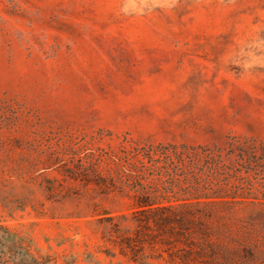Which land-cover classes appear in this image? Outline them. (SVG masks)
<instances>
[{
  "label": "rangeland",
  "instance_id": "1",
  "mask_svg": "<svg viewBox=\"0 0 264 264\" xmlns=\"http://www.w3.org/2000/svg\"><path fill=\"white\" fill-rule=\"evenodd\" d=\"M233 137L264 144V0H0V264H140L120 244L135 193L253 194L233 207L262 223L264 159L122 152ZM250 242L230 264H264Z\"/></svg>",
  "mask_w": 264,
  "mask_h": 264
},
{
  "label": "trees",
  "instance_id": "2",
  "mask_svg": "<svg viewBox=\"0 0 264 264\" xmlns=\"http://www.w3.org/2000/svg\"><path fill=\"white\" fill-rule=\"evenodd\" d=\"M199 147L201 151L198 150ZM122 152L141 165L145 164L144 161L150 165L161 163L176 170L179 165H198L202 161L208 168L221 173L220 164L225 159L233 162L242 160L248 164L263 162L264 144L233 137L220 149L182 143L131 145L124 147ZM128 167L129 172L138 168L134 162H129ZM236 172L238 171L234 169L232 173L225 174L232 176ZM247 195L177 196L170 193H135L132 211L129 215L119 216L134 225V236H122L120 244L128 248L130 258L133 261L139 260L140 264H150L146 261L147 258L163 259L170 264H230L232 257L240 250H248L247 242L264 239V221L255 224V215L250 214L251 221L240 217L233 207L248 199H262L251 196L253 194ZM172 201L178 202L173 204ZM260 203L264 204V201ZM217 204H222V209L214 207ZM119 217L105 219L109 225L106 230L108 235H111V230L117 231L119 222L116 218ZM128 229L129 227L124 228L126 231ZM147 247L153 254L146 252ZM163 253L168 257H164Z\"/></svg>",
  "mask_w": 264,
  "mask_h": 264
}]
</instances>
